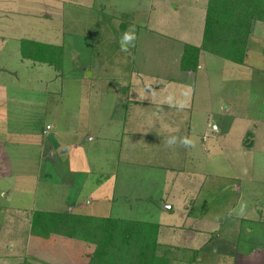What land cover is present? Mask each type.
I'll use <instances>...</instances> for the list:
<instances>
[{
	"label": "crops",
	"instance_id": "crops-1",
	"mask_svg": "<svg viewBox=\"0 0 264 264\" xmlns=\"http://www.w3.org/2000/svg\"><path fill=\"white\" fill-rule=\"evenodd\" d=\"M57 5L59 40L21 31L38 21L53 30L39 11ZM208 5L0 0V264H105L103 228L71 235L68 213L126 220L149 263L264 264V19L251 20L243 62L202 48L197 68L183 69L186 43L203 42ZM130 25L134 46L122 51ZM68 33L70 49L85 39L92 49L74 85L87 91L93 78L96 107L108 109L93 123L75 113L63 127L37 117L23 126L32 104L53 119L55 102L60 113L69 106L63 69L23 57L21 39L61 44L65 59ZM169 136L194 146L168 147ZM45 160L54 174L41 172ZM39 210L61 212L62 226L34 232Z\"/></svg>",
	"mask_w": 264,
	"mask_h": 264
},
{
	"label": "trees",
	"instance_id": "trees-1",
	"mask_svg": "<svg viewBox=\"0 0 264 264\" xmlns=\"http://www.w3.org/2000/svg\"><path fill=\"white\" fill-rule=\"evenodd\" d=\"M253 17L264 19V0H209L203 42L201 45L186 43L182 68L196 69L201 49L210 47V43L219 54L243 62ZM21 52L23 57L48 62L60 72L63 69L61 44L23 37ZM247 134L251 135V131ZM63 218L66 222L68 219L69 226L66 223L64 228L67 227L65 230L71 235L86 237L94 228H103L102 235L107 243L97 249L100 255L96 254L105 264H154L153 261L149 263V249L135 244V230L126 220L81 213L64 214ZM53 219L56 224L52 222V226L58 228L61 217ZM33 222H36L35 217Z\"/></svg>",
	"mask_w": 264,
	"mask_h": 264
},
{
	"label": "rangeland",
	"instance_id": "rangeland-1",
	"mask_svg": "<svg viewBox=\"0 0 264 264\" xmlns=\"http://www.w3.org/2000/svg\"><path fill=\"white\" fill-rule=\"evenodd\" d=\"M45 3V2H44ZM56 4V3H55ZM38 8L41 7H36L35 9L40 10ZM59 5H57L56 7L50 8V9H46V8H41V10L39 11V14L44 15L45 17H43V20L49 19L50 24L48 26L51 25L52 23V29L53 30H46L42 23H45V21H42V23H40V21H38L37 25H35L34 23H32V25L30 27H28L27 29H21L22 32L28 30L29 32H31L32 35L40 37V38H45L48 40H59L58 37L60 36L61 33V14L59 15L58 10H59ZM47 11L50 14H47ZM40 18V16H39ZM52 21V22H51ZM53 36V37H51ZM74 35H72V33H68L66 35V43H65V59H64V67H63V71H64V75L68 76L67 80L64 83V89H63V96H64V101L65 103L68 104L69 108L67 109V106L64 107V110L62 111V113H60V108H58V106L55 102L54 104V110L53 111V117L57 116L55 119H53L52 117H46V115L44 116H36V106H34L33 104L31 106H28L29 108L27 109V113L28 114H32L33 117L31 118V120H27L25 122H23V126H29L34 124V120L37 117V122H35V125H45L47 122V119L50 121H53V123L58 127H61L62 125H66L68 124L70 121L73 120V115H75V113H78V117L82 118V121L80 120V122L84 123V124H88V123H93V118L95 115L100 114L98 111H101L103 114L106 112V110L108 109L107 104H103L100 105L98 108L96 107V102L94 100V96H96L95 94V82L92 78V80H88L85 82V85L87 86V91H85L84 89L82 91H80V89H82L83 87H79V86H75L74 85V74H76L77 72H79L81 70V68H83V66H87L86 64H88L87 61L91 60V51L92 49L89 47V41H87L86 39L84 40V44L82 47L76 46L74 45L73 48L77 49V52H73V48L70 49V45L76 43L75 38L73 37ZM208 46V45H206ZM210 47H205L204 49L208 50V51H212L215 53H218V51H214L213 48H216L214 46V44L210 43L209 44ZM119 49H121V44H119L117 46ZM212 50H211V49ZM219 54V53H218ZM226 57V56H225ZM124 61V58H123ZM82 62V63H81ZM89 67H92V63L89 65ZM91 70V69H90ZM87 72V70H86ZM8 80H10L8 78ZM22 91L24 93H26V91L22 88ZM262 94V93H261ZM112 93H108V96H111ZM260 100L261 95L258 97ZM37 100V99H36ZM84 101V102H83ZM39 105V104H38ZM60 107H62V104H58ZM264 105V104H263ZM59 115V116H58ZM64 115V117H63ZM93 115V116H92ZM62 123V125H61ZM22 126V125H21ZM62 126V127H63ZM51 132H55L54 128L50 129ZM20 155V153H18ZM22 154H24L22 152ZM46 156V155H45ZM43 156V157H45ZM61 157H63L65 159V157L67 156V154H62L60 155ZM31 159H35L32 157H30ZM49 161V160H48ZM47 160H45V163L43 165V167L40 169L42 173H45V171H49L52 172L54 174V171L56 172V170L53 168V166H51L50 164H47ZM37 213L35 214V218H36V222L32 223V229L34 230V232H40L42 230L47 229L50 225L52 226V222L53 224H56L53 217H62V213L61 212H53L50 214V212L47 211H43L40 212L36 211ZM54 213L56 215H54ZM41 215V216H40ZM50 224V225H49ZM69 226V223H67ZM62 226V223L59 225ZM67 226V225H66ZM67 228V227H65ZM90 234V233H89ZM135 244H141V235L140 234H136V241ZM103 255V252H101ZM150 257V255H149Z\"/></svg>",
	"mask_w": 264,
	"mask_h": 264
},
{
	"label": "clouds",
	"instance_id": "clouds-1",
	"mask_svg": "<svg viewBox=\"0 0 264 264\" xmlns=\"http://www.w3.org/2000/svg\"><path fill=\"white\" fill-rule=\"evenodd\" d=\"M136 36H135V26L134 25H130L129 28L122 34L121 36V50L122 51H128V46L129 45H133V41L135 40ZM182 144L185 147H190V146H194V142L192 141L191 138L189 137H176V136H169L167 138V140L165 141L166 145L168 147H173L175 146L177 143ZM244 211H245V205H240L239 207V215H244Z\"/></svg>",
	"mask_w": 264,
	"mask_h": 264
},
{
	"label": "built area",
	"instance_id": "built-area-1",
	"mask_svg": "<svg viewBox=\"0 0 264 264\" xmlns=\"http://www.w3.org/2000/svg\"><path fill=\"white\" fill-rule=\"evenodd\" d=\"M50 128H51V125H50V124H48V125H47V128H46V130H45V131L49 130Z\"/></svg>",
	"mask_w": 264,
	"mask_h": 264
}]
</instances>
